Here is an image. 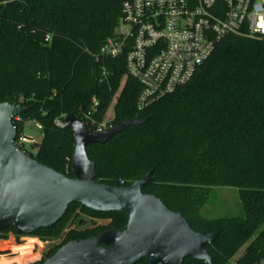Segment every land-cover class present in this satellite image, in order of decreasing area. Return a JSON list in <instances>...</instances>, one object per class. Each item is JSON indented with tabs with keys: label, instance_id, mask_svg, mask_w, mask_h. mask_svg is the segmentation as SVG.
Returning <instances> with one entry per match:
<instances>
[{
	"label": "trees",
	"instance_id": "trees-1",
	"mask_svg": "<svg viewBox=\"0 0 264 264\" xmlns=\"http://www.w3.org/2000/svg\"><path fill=\"white\" fill-rule=\"evenodd\" d=\"M122 2L0 0V104L21 105L24 123L42 126V143L31 158L68 178H74L75 139L56 120L74 115L93 131L85 115L94 99L96 122L112 119L116 127L148 119L105 145L87 148L96 181L113 186L123 180L129 187L151 172L153 184L145 194L180 213L195 232L219 235L206 245L213 264H264V40L227 36L188 85L139 112L141 86L128 76L125 55L99 56L121 20ZM24 123L16 125L19 133ZM213 188L238 190L244 216L205 218L202 209ZM79 215L86 218L74 228ZM87 219L103 223L86 227ZM127 224L123 214L73 204L52 228L32 235L10 228L0 232V242L11 235L63 239L35 263L43 264L70 242Z\"/></svg>",
	"mask_w": 264,
	"mask_h": 264
},
{
	"label": "water",
	"instance_id": "water-1",
	"mask_svg": "<svg viewBox=\"0 0 264 264\" xmlns=\"http://www.w3.org/2000/svg\"><path fill=\"white\" fill-rule=\"evenodd\" d=\"M21 105L0 104V232L10 228L32 235L58 224L73 204L98 213L127 217L124 230H108L87 240L70 242L43 264H183L186 259L213 264L206 245L218 234L195 232L186 219L157 197L143 192L153 184L152 173L127 187L123 180L107 186L96 181L95 164L87 148L105 145L148 119H128L108 132L94 133L74 115L66 123L75 139L72 174L56 172L14 146V119Z\"/></svg>",
	"mask_w": 264,
	"mask_h": 264
},
{
	"label": "built area",
	"instance_id": "built-area-1",
	"mask_svg": "<svg viewBox=\"0 0 264 264\" xmlns=\"http://www.w3.org/2000/svg\"><path fill=\"white\" fill-rule=\"evenodd\" d=\"M229 35L264 40V0H123L121 20L99 56L125 55L128 76L141 86L137 109L144 112L188 85ZM97 106L94 99L85 115L87 124L91 132H108L114 128L113 120L96 122L92 114ZM23 123L22 115L14 119L15 127ZM28 123L32 122L24 123L14 146L33 157L39 144L26 132ZM55 125L69 127L66 117ZM35 127L43 136L42 126L35 123Z\"/></svg>",
	"mask_w": 264,
	"mask_h": 264
},
{
	"label": "rangeland",
	"instance_id": "rangeland-1",
	"mask_svg": "<svg viewBox=\"0 0 264 264\" xmlns=\"http://www.w3.org/2000/svg\"><path fill=\"white\" fill-rule=\"evenodd\" d=\"M26 132L37 140L39 146L41 145L42 134L35 127V123H28ZM37 150L38 148L34 151ZM202 215L207 219L243 217L244 212L240 203L239 191L232 188H213L208 205L202 209ZM84 218L86 217L79 215L73 227L79 228L78 222ZM92 223L99 225L103 223V220L87 219L86 227H91ZM12 237L15 236L11 235L10 238ZM15 239L16 245L13 243L3 246V250L0 252V264H18L17 261L21 258L22 253L27 255L22 264H35L40 262L50 249L58 245L57 240L43 242L38 238L25 236L15 237ZM243 251L244 249L240 251L239 255Z\"/></svg>",
	"mask_w": 264,
	"mask_h": 264
},
{
	"label": "crops",
	"instance_id": "crops-1",
	"mask_svg": "<svg viewBox=\"0 0 264 264\" xmlns=\"http://www.w3.org/2000/svg\"><path fill=\"white\" fill-rule=\"evenodd\" d=\"M13 243L16 245V239H15V237L10 238L8 241H2V242H0V244H1L0 252H1V250H3V246L4 245H12Z\"/></svg>",
	"mask_w": 264,
	"mask_h": 264
}]
</instances>
